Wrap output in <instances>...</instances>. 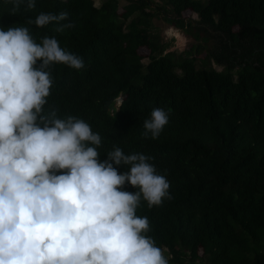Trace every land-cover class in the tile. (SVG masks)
<instances>
[{"label": "trees", "instance_id": "obj_1", "mask_svg": "<svg viewBox=\"0 0 264 264\" xmlns=\"http://www.w3.org/2000/svg\"><path fill=\"white\" fill-rule=\"evenodd\" d=\"M120 1L36 0L9 14L0 0V28L28 27L37 43L55 37L84 60L79 70L50 67L42 114L86 121L101 136L100 161L114 147L153 158L172 198L152 208L142 199L136 215L148 218L146 235L169 264H264V0ZM61 11L75 27L27 23ZM155 18L189 37L188 47L167 51ZM211 60L226 71L198 64ZM156 107L169 122L144 138ZM122 190L138 191L127 182Z\"/></svg>", "mask_w": 264, "mask_h": 264}, {"label": "clouds", "instance_id": "obj_2", "mask_svg": "<svg viewBox=\"0 0 264 264\" xmlns=\"http://www.w3.org/2000/svg\"><path fill=\"white\" fill-rule=\"evenodd\" d=\"M9 2V14L36 8V0ZM27 23L75 27L67 11ZM57 63L85 67L55 37L37 43L28 27L0 28V264H169L146 235L148 218L136 215L142 199L152 208L172 198L168 180L142 153L114 147L100 161L101 136L86 121L42 114ZM168 122L169 112L153 108L142 137L157 139ZM126 182L138 191L122 190Z\"/></svg>", "mask_w": 264, "mask_h": 264}, {"label": "rangeland", "instance_id": "obj_3", "mask_svg": "<svg viewBox=\"0 0 264 264\" xmlns=\"http://www.w3.org/2000/svg\"><path fill=\"white\" fill-rule=\"evenodd\" d=\"M95 3L98 5L100 4L103 0H94ZM125 2L123 0L120 1V6L123 5ZM184 14H189V12H184ZM155 26L159 29V33L162 36V38L166 41H170V46L168 47L167 51H172V50H177V51H182L185 50L188 45L191 42V39L187 37L182 31H180L177 28H174L173 26L168 25L165 23L163 20L160 18H155L153 20ZM172 29V30H171ZM145 51V50H143ZM199 66H206V67H212L216 68L220 71H226V69L222 66L217 65L215 61H207L205 63H198ZM236 71H231L233 77H236Z\"/></svg>", "mask_w": 264, "mask_h": 264}, {"label": "water", "instance_id": "obj_4", "mask_svg": "<svg viewBox=\"0 0 264 264\" xmlns=\"http://www.w3.org/2000/svg\"><path fill=\"white\" fill-rule=\"evenodd\" d=\"M116 100L118 101V104H119V103H120V101H121L120 97H118Z\"/></svg>", "mask_w": 264, "mask_h": 264}, {"label": "bare ground", "instance_id": "obj_5", "mask_svg": "<svg viewBox=\"0 0 264 264\" xmlns=\"http://www.w3.org/2000/svg\"><path fill=\"white\" fill-rule=\"evenodd\" d=\"M172 30V29H171Z\"/></svg>", "mask_w": 264, "mask_h": 264}]
</instances>
